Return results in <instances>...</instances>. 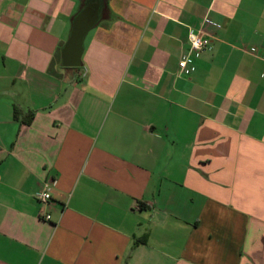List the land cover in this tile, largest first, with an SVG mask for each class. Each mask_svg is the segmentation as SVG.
<instances>
[{
	"label": "crops",
	"instance_id": "crops-1",
	"mask_svg": "<svg viewBox=\"0 0 264 264\" xmlns=\"http://www.w3.org/2000/svg\"><path fill=\"white\" fill-rule=\"evenodd\" d=\"M83 2L0 0V264H264V0H105L64 68Z\"/></svg>",
	"mask_w": 264,
	"mask_h": 264
},
{
	"label": "water",
	"instance_id": "water-1",
	"mask_svg": "<svg viewBox=\"0 0 264 264\" xmlns=\"http://www.w3.org/2000/svg\"><path fill=\"white\" fill-rule=\"evenodd\" d=\"M105 0H84L81 10L73 19L70 36L64 44L60 61L64 68L82 66L85 51V38L102 20Z\"/></svg>",
	"mask_w": 264,
	"mask_h": 264
},
{
	"label": "built area",
	"instance_id": "built-area-1",
	"mask_svg": "<svg viewBox=\"0 0 264 264\" xmlns=\"http://www.w3.org/2000/svg\"><path fill=\"white\" fill-rule=\"evenodd\" d=\"M202 25L204 28H213L215 30L222 28L221 24L208 17L203 20ZM188 42L189 49L183 53L178 63L180 75L186 78L191 77L195 73V60L211 48V39L203 31H190ZM255 51L256 49H251L252 53ZM52 186L50 182L44 184L42 190L37 194V200L40 203L44 205L49 204L52 199ZM42 219L48 222L52 221V217L49 214L42 216Z\"/></svg>",
	"mask_w": 264,
	"mask_h": 264
},
{
	"label": "trees",
	"instance_id": "trees-1",
	"mask_svg": "<svg viewBox=\"0 0 264 264\" xmlns=\"http://www.w3.org/2000/svg\"><path fill=\"white\" fill-rule=\"evenodd\" d=\"M53 62H56L57 64H60V53L57 55V57H55V59H54V61ZM15 118H18V112H15ZM31 120L32 119H30L29 121H28V123H30L31 122Z\"/></svg>",
	"mask_w": 264,
	"mask_h": 264
}]
</instances>
